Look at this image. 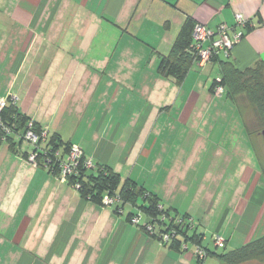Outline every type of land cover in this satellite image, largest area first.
Returning a JSON list of instances; mask_svg holds the SVG:
<instances>
[{
    "label": "crops",
    "instance_id": "crops-1",
    "mask_svg": "<svg viewBox=\"0 0 264 264\" xmlns=\"http://www.w3.org/2000/svg\"><path fill=\"white\" fill-rule=\"evenodd\" d=\"M236 15L251 29H236L230 61L264 64V0H0V98L16 95L49 136L187 215L211 253L214 235L234 250L264 235V143L246 125L250 108L213 96L214 61L180 86L157 66L186 18L216 32ZM26 149L0 144V264H220L197 261L189 242L160 245L127 221L132 207L81 199L27 164Z\"/></svg>",
    "mask_w": 264,
    "mask_h": 264
},
{
    "label": "trees",
    "instance_id": "trees-1",
    "mask_svg": "<svg viewBox=\"0 0 264 264\" xmlns=\"http://www.w3.org/2000/svg\"><path fill=\"white\" fill-rule=\"evenodd\" d=\"M195 26L196 22L191 17L186 18L168 54L161 55L158 62V74L173 79L178 86L182 85L193 66L199 67L197 63L200 58L193 48L192 39ZM250 29V24L246 22L244 30ZM243 35L244 32L242 31L241 39ZM230 57L231 55L223 57L222 54L212 56L209 63L214 61L218 64L219 79L212 80L209 90L215 97L225 94L228 99L234 102L244 101L254 113L256 122L260 126V131L257 134L262 136L261 132L264 131V64L260 63L253 67L239 69L230 61ZM218 87H221L223 92L216 96L214 92ZM0 122L3 127L10 131L8 134H4L0 130V144H6L13 153H16L19 147L25 144L27 149L21 153V156L26 162L29 153L33 152L36 154L35 167L44 168L55 178H60V162L66 161L74 145L63 142L56 133L49 136L45 129L41 128L31 118L21 114L16 104H12L10 101L0 111ZM29 130L38 137V143L31 145L24 139V135ZM43 132L46 133L44 140L40 137ZM262 138L264 139L263 136ZM78 148L81 150L82 156L78 160L74 174L68 175L64 182L72 189L78 184L79 187L74 191L81 199L104 207L103 198L107 196L115 200L111 207H107L112 209L115 214L122 213L125 208H134L133 213L127 214V221L130 224L133 217L139 216V222L134 226H140L146 235L158 243L163 237L160 235H168V240L164 246H169L174 251H186L187 243L193 244L194 249L197 247L205 252V256L201 258L193 249L194 256L199 262H203L210 255L215 256L220 264H242L250 262L254 258L264 259V235L239 248L220 254L217 250L225 249V242L223 247L218 248L214 245L212 238L211 241L216 250L211 253L201 246L203 236L194 230L195 226L187 215L179 216L175 211L170 212L163 209L157 195L147 192L129 179L122 181L120 175L108 166L94 165L91 160L86 159L79 146ZM86 162H90L92 167L84 168ZM176 220L183 223L176 224ZM148 227L152 228L153 232H150Z\"/></svg>",
    "mask_w": 264,
    "mask_h": 264
},
{
    "label": "built area",
    "instance_id": "built-area-1",
    "mask_svg": "<svg viewBox=\"0 0 264 264\" xmlns=\"http://www.w3.org/2000/svg\"><path fill=\"white\" fill-rule=\"evenodd\" d=\"M246 25V21L240 16H235V23L233 27H228L226 25H219L216 32H212L209 29H207L203 25H196L193 30L192 39H193V48L197 51L199 61L197 65L199 67H203L205 64L209 63L212 56L222 54L223 57H229L231 55V50L234 45H236L242 37V31H237V28L243 29ZM229 34H232L229 36ZM214 35H216V39H214ZM223 92L221 87H218L215 89L214 94L216 96L221 95ZM8 101H10L12 104H16L17 98L13 95H10L9 98H0V111L8 104ZM0 130L4 132V134H8L10 131L1 125L0 122ZM41 139L44 140L46 138V133L43 132L40 135ZM24 139L30 143L31 145H34L38 143V137L34 134L32 131H27L24 135ZM82 153L81 150L78 148V146L74 145L71 148V151L69 152L68 157L66 158V161L60 162L59 168L61 170L60 172V181H65V178L68 175H72L75 172V169L78 165V160L81 158ZM35 157L36 154L33 152L29 153L28 162H32L35 165ZM36 166V165H35ZM84 168H91L92 165L90 162H86L83 166ZM79 185L76 184L73 188L75 190L78 188ZM76 191V190H75ZM113 199L108 198L105 196L103 198V205L104 207H111L114 204ZM140 217L136 216L131 219V224L136 225L139 222ZM183 222L177 221L176 224H181ZM150 232L152 231V228H147ZM162 239L160 240L159 244L164 245L166 241L168 240V235L162 234L160 235ZM214 240V245L218 248L223 247L224 241L219 239L217 235L212 237ZM194 252L199 255L201 258L205 256V252L201 250L200 248H195Z\"/></svg>",
    "mask_w": 264,
    "mask_h": 264
},
{
    "label": "rangeland",
    "instance_id": "rangeland-1",
    "mask_svg": "<svg viewBox=\"0 0 264 264\" xmlns=\"http://www.w3.org/2000/svg\"><path fill=\"white\" fill-rule=\"evenodd\" d=\"M1 20H2V19H1ZM2 28H3V25L0 24V31H1V32H3V31H2ZM6 35H7V34H6ZM210 77H211V78H210ZM210 77H209V78H210V80H211V79L213 78V73H212V75H211ZM206 82L208 83V82H209V79H206ZM209 85H210V83H209ZM209 85H208V86H209ZM9 96H10V95H9ZM13 96L17 98L16 95L13 94ZM245 115H246L245 119H246V125H247V127H248L249 130L252 132V134L256 136V134L259 133V131H260V126H259L258 123L256 122V118H255V116H254V113H253L250 109H248V112H246ZM257 136H258L259 141H261L262 143H264V139L262 138V136H261L260 134H257ZM23 149H24V148H23ZM262 158H263V169H264V149H263V151H262ZM27 164L32 165V166L35 167L34 163H32L31 161H30V162L27 161ZM71 189H72V188H71ZM73 191H74V190H73ZM190 220H191V219H190ZM177 221H179V220H176V222H177ZM191 222L194 224L193 221H191ZM208 234H210V233H208ZM208 234L206 235V237L209 239V235H208ZM214 236H215V235H214ZM217 237L225 242V239H223L221 236L217 235ZM217 252H219V254L222 253V252H227V249L217 250ZM242 264H264V259L258 260L257 258H254V259L251 260L250 262H246V263H242Z\"/></svg>",
    "mask_w": 264,
    "mask_h": 264
},
{
    "label": "water",
    "instance_id": "water-1",
    "mask_svg": "<svg viewBox=\"0 0 264 264\" xmlns=\"http://www.w3.org/2000/svg\"><path fill=\"white\" fill-rule=\"evenodd\" d=\"M263 80H264V75H263ZM262 136L264 137V131L261 132Z\"/></svg>",
    "mask_w": 264,
    "mask_h": 264
}]
</instances>
